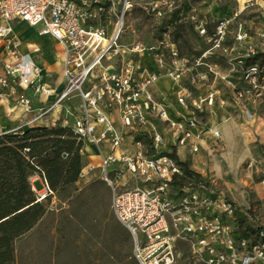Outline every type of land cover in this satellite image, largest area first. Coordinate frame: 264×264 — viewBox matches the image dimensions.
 <instances>
[{"label":"built area","instance_id":"built-area-1","mask_svg":"<svg viewBox=\"0 0 264 264\" xmlns=\"http://www.w3.org/2000/svg\"><path fill=\"white\" fill-rule=\"evenodd\" d=\"M133 8L132 0H0V104L12 102L31 114L26 127L69 129L83 146L94 148L98 163L83 166L80 180L98 172L108 186L111 211L131 237L136 264H175L182 246L202 264H264V227L254 225L247 215L239 223L234 207L215 186L187 173L172 156L178 147L198 152L205 133L213 142L221 139L216 129L204 131L205 122L198 119L205 108L213 118L215 103L227 104V95L216 83L232 84L234 106L244 96L252 98L253 92L264 95V75L247 64L264 52V6L261 29L238 22L237 10L208 31L196 8H180L173 18L174 2L151 1L141 9L162 21L160 38L151 46L123 38ZM16 24L60 48L61 85L49 83L36 44L22 48ZM173 24L191 26L198 37L213 43L212 48L190 61L172 40ZM229 37L236 47L228 45ZM214 50L239 75L236 80L220 76L216 65L205 62ZM160 80L176 88L182 110L176 113L177 121L169 118L154 91ZM240 82L244 88H236ZM242 114L248 121L254 116L248 108ZM40 181L38 202L51 195L43 176ZM243 223L245 231L239 228Z\"/></svg>","mask_w":264,"mask_h":264},{"label":"rangeland","instance_id":"rangeland-1","mask_svg":"<svg viewBox=\"0 0 264 264\" xmlns=\"http://www.w3.org/2000/svg\"><path fill=\"white\" fill-rule=\"evenodd\" d=\"M151 1L159 0H132L134 8L126 18L123 33L125 40L140 41L147 46L154 45L158 41L162 21L148 17L141 9L143 5ZM169 1L174 2L177 9L173 13V18L176 17L180 8L186 12L194 7L205 19L208 31L212 30L217 20L230 19L241 6L257 4L255 0L249 1L248 5L245 4L246 1L242 3L239 0ZM210 14H213V18ZM262 26L259 12L258 18L253 20L249 27H254L256 30L261 29ZM234 30V26L229 29L230 32ZM171 32L172 40L179 52L190 61L198 58L213 46V43H208L206 39L198 37L191 26L173 24ZM18 38L23 45L32 42L42 47L44 62H41L39 66L48 70L47 78L53 85V78L61 73L60 48L52 40L47 42V38H39L35 30L26 26L20 27ZM228 45L231 48L236 47L230 37ZM205 62L211 66L216 65L220 76H231L233 80L239 77L232 68L226 66L225 58L215 50ZM247 64L256 66L263 76L264 52H258L255 57L247 61ZM162 81L164 80L158 81L154 86L158 94L162 90ZM236 88L244 87L240 82L236 84ZM252 94V98L244 96L240 99L238 105L241 109L248 108L254 115L253 120L264 121V95L254 92ZM229 102L234 105L232 100L229 99ZM1 121L7 120L0 115ZM252 138L257 145V152L249 157L244 169L252 172V184L256 187V191L250 194L248 203L241 205V200L231 196L228 185L220 180L212 184L220 196L230 202L236 211L244 216L247 215L254 225L264 227V142H262L258 127H254ZM98 178V172H94L78 186L68 189L48 202L46 217L33 231L17 242L16 264H136L132 256L131 237L111 211L110 189ZM33 185L36 190L43 188L39 181H35ZM239 228L245 231L246 224L243 223ZM181 252L182 255L175 264H202L192 258L186 246L181 247Z\"/></svg>","mask_w":264,"mask_h":264},{"label":"trees","instance_id":"trees-1","mask_svg":"<svg viewBox=\"0 0 264 264\" xmlns=\"http://www.w3.org/2000/svg\"><path fill=\"white\" fill-rule=\"evenodd\" d=\"M82 148L64 128L23 126L0 135V264H16V242L48 214L52 198L81 181ZM178 163L193 174L185 163ZM34 175L43 176L51 192L42 202L29 181ZM235 217L239 223L245 220L236 210Z\"/></svg>","mask_w":264,"mask_h":264},{"label":"crops","instance_id":"crops-1","mask_svg":"<svg viewBox=\"0 0 264 264\" xmlns=\"http://www.w3.org/2000/svg\"><path fill=\"white\" fill-rule=\"evenodd\" d=\"M239 1L242 2L243 0ZM245 1L247 2L252 0ZM255 1L262 10L264 6V0ZM22 26L26 25L16 24L14 26V29L17 30V35L18 31H20V27ZM46 41L51 42V39L47 38ZM31 43L32 42L25 43L24 45L22 44V48L24 49L25 45ZM37 47L42 52V47L40 45H37ZM60 83L61 73L57 77L53 78V84L56 87L61 85ZM162 83L163 84L161 93L158 94L155 88L154 91L157 95V98L160 99L167 108L169 118L177 121L178 118L176 116V113L182 112V110L178 106L176 101V88L174 87L173 83L169 80H164L162 81ZM214 86L220 87L224 95H227V104L224 107H220L218 103H215V105L211 108V110H213L215 114L213 118H210L208 116L209 109L205 108V115L203 116V118L198 117V119L201 121L203 120L205 122V127H203L204 131L207 132V130L216 129L220 132L221 139L218 142H213L210 139L209 134L205 133L201 137L198 152L191 154L189 153L186 147H178L175 155L177 157V160L182 163H185L189 172L193 173L197 177L208 180L211 183L220 180V182L224 183L225 185H228L230 183H235V172L247 171L244 169V167L247 165L249 157H252L249 145L252 144L254 141L252 138V131L254 127H257L256 125L258 120H246L242 114L243 109H241L238 104H236V107L229 102V99L234 101L231 83L219 82L216 83ZM19 94L24 95L25 93L19 91ZM26 97L28 99H31L32 101H35L36 99L31 93H27ZM73 103L77 104V101H74ZM33 108H38V105L33 104ZM34 113H37V110H34ZM0 115L4 116V118L7 120L0 122V132L18 130L21 127L25 126L26 121H28L32 116L31 114H24L21 108L13 107L12 102L9 105L0 104ZM129 142L130 140H126V144H129ZM189 142L191 144L195 143L194 139L190 140ZM81 155L83 159V166H86L88 164L96 165L98 163L97 155L94 148L88 144H84L81 151ZM29 181L32 187V191L36 195L43 191V188L40 190H36L33 185L35 181H39L41 183L40 177L38 175L32 176ZM79 183H81V181H79L76 185L78 186ZM251 186L253 188V192H255L256 187L253 184ZM247 201L248 199L246 200V202ZM45 217H43V219ZM41 221H39L34 228H36ZM33 229L31 231H33ZM30 232L25 234L20 239L24 238Z\"/></svg>","mask_w":264,"mask_h":264},{"label":"bare ground","instance_id":"bare-ground-1","mask_svg":"<svg viewBox=\"0 0 264 264\" xmlns=\"http://www.w3.org/2000/svg\"><path fill=\"white\" fill-rule=\"evenodd\" d=\"M245 0L242 1L244 3ZM260 6L257 4H253L250 6H241L236 14V20L245 25H252L253 20L257 19L260 12ZM257 127L260 132L262 142H264V121L259 120L257 122ZM251 156L256 154L257 145L253 141L252 144L249 145ZM235 183L228 184V190L231 195L237 200H241L240 204L245 205L246 200L249 198L250 194L253 192L251 179L252 172L250 170L247 171H239L234 173Z\"/></svg>","mask_w":264,"mask_h":264}]
</instances>
